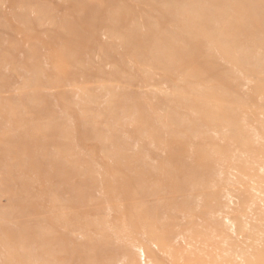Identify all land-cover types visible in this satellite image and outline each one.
<instances>
[{"label":"rangeland","instance_id":"obj_1","mask_svg":"<svg viewBox=\"0 0 264 264\" xmlns=\"http://www.w3.org/2000/svg\"><path fill=\"white\" fill-rule=\"evenodd\" d=\"M0 264H264V0H0Z\"/></svg>","mask_w":264,"mask_h":264}]
</instances>
